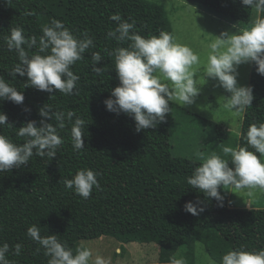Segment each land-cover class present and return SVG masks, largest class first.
<instances>
[{
    "label": "trees",
    "instance_id": "trees-1",
    "mask_svg": "<svg viewBox=\"0 0 264 264\" xmlns=\"http://www.w3.org/2000/svg\"><path fill=\"white\" fill-rule=\"evenodd\" d=\"M191 1L253 45L240 133L217 126L197 158L173 154L177 104L147 85L170 51L163 5L0 0V264H84L101 236L155 243L158 264H196L201 244L264 264V208L227 200L233 166L263 156L264 0Z\"/></svg>",
    "mask_w": 264,
    "mask_h": 264
},
{
    "label": "rangeland",
    "instance_id": "rangeland-1",
    "mask_svg": "<svg viewBox=\"0 0 264 264\" xmlns=\"http://www.w3.org/2000/svg\"><path fill=\"white\" fill-rule=\"evenodd\" d=\"M153 1L166 10L172 41L167 59L150 75L147 85L177 104L170 111L173 154L202 157L201 145L214 141L212 150L221 146L215 140L217 126L227 139L236 138L240 131L252 66V32L191 0ZM261 147L258 169L233 166L227 198L230 207L264 208V138ZM80 244L86 249L84 264H158L155 243L121 245L101 236ZM196 259V264H218L202 244L197 245Z\"/></svg>",
    "mask_w": 264,
    "mask_h": 264
},
{
    "label": "clouds",
    "instance_id": "clouds-1",
    "mask_svg": "<svg viewBox=\"0 0 264 264\" xmlns=\"http://www.w3.org/2000/svg\"><path fill=\"white\" fill-rule=\"evenodd\" d=\"M240 133V131H238V134Z\"/></svg>",
    "mask_w": 264,
    "mask_h": 264
}]
</instances>
